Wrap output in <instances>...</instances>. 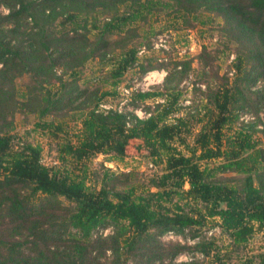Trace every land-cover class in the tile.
I'll return each instance as SVG.
<instances>
[{
  "label": "trees",
  "instance_id": "1",
  "mask_svg": "<svg viewBox=\"0 0 264 264\" xmlns=\"http://www.w3.org/2000/svg\"><path fill=\"white\" fill-rule=\"evenodd\" d=\"M0 7L7 9L0 14V264H101L103 258L102 264H196L174 262L190 248L161 237L198 238L196 228L207 220H217L233 245L264 231V0H0ZM164 10L187 24L199 12L211 14L234 45L231 77L214 69L206 48L197 57L203 114L179 105L180 85L193 70L192 60L181 59L167 69L160 88L132 96L136 107L154 101L145 118L100 111L110 93L96 88L75 86L56 99L40 98V118L76 101L82 113L76 141L59 145V166L43 164L39 146L15 143L12 116L29 105L17 97L18 77L61 84L90 59L104 61L120 50L108 75L119 79L139 62L128 40L131 25ZM97 12L107 17L98 21ZM61 17L74 25L70 32L51 29ZM24 20L32 24L28 31L20 30ZM242 114L252 119L244 122ZM136 141L164 165L161 174L89 171L87 161L97 155L122 159ZM73 165L77 174L65 168ZM192 249L211 257L210 264H226L214 242L197 240ZM253 264H264V256Z\"/></svg>",
  "mask_w": 264,
  "mask_h": 264
},
{
  "label": "rangeland",
  "instance_id": "2",
  "mask_svg": "<svg viewBox=\"0 0 264 264\" xmlns=\"http://www.w3.org/2000/svg\"><path fill=\"white\" fill-rule=\"evenodd\" d=\"M125 7L120 9V13L125 12ZM7 9L0 7V14H6ZM96 20L102 21L107 17L103 13L97 12L93 16ZM90 20V18H89ZM89 21V28L92 24ZM221 20L215 16L199 12L196 18H190L187 24L183 19L177 18L170 10L154 12L147 16L146 20L133 22L131 29L132 34H128L130 43L137 48L139 57L138 64L128 69L121 78L110 79L108 77L111 65L120 50H115L111 57L101 61L92 58L87 61L81 68L75 72H69L63 76V83L56 79H37L34 80L31 75H23L15 80L18 93V99L23 102L28 101L29 105L17 107L12 116L13 129L12 134L15 136V143H31L41 148L42 163L48 167L59 166L58 148L64 141H76V137L81 130L82 113L75 110L78 101L62 109L53 110L51 113L40 118L39 110L42 108L40 98L47 94L51 99H56L59 95L72 92L76 86L80 90L99 89L101 92L110 93L102 99L100 111L113 109L122 112L133 111L138 117L145 118L146 105L154 106V101L149 100L147 103L134 104L132 96L138 91H155L161 87L167 69L172 68V64L181 59L192 60V73L189 78L180 85L182 97L179 105L189 106L197 109L199 114L205 103L204 91L205 84L196 82V74L200 68L198 56L204 48L210 52L214 69L218 70L220 75H232V61L235 58L234 45L230 43L229 38L219 29ZM32 27L29 20L20 22V30L28 31ZM57 31H71L74 27L65 18H58L51 26ZM95 32L91 33L90 38L93 40ZM113 38V37H112ZM144 67L151 65L154 70L142 73L139 65ZM161 65V67H159ZM156 67V68H155ZM60 72V69L58 70ZM56 76H60V73ZM198 88L200 90H198ZM76 92L72 93L75 96ZM67 98L63 100L65 104ZM196 114V111H192ZM198 117V116H197ZM260 120L264 123V111L259 113ZM250 114L240 115V120H251ZM195 118H191V123ZM43 123H52L54 127L42 128ZM264 143V140H263ZM187 144H192V139H188ZM181 148V147H180ZM182 150L185 148H181ZM220 161L207 163L210 167L218 165ZM89 171L109 169L113 173L136 172L142 176H151L161 174L164 165L155 164L148 156V151L144 144L132 142L126 149L125 157L111 161L110 156L97 155L87 161ZM67 170L78 173L75 166H66ZM95 179L94 177H91ZM187 188V186L185 187ZM217 220H207V223L197 229L198 238L190 236H177L173 233H166L161 237L164 243H180L187 245L190 249L179 254L174 262L195 261L196 264H210L211 257H204L199 252L192 249L194 242L204 239L205 241L214 242L217 248L221 249L220 255L226 264H253L260 257L264 256V231L256 230L248 240L241 245H233L228 237L223 235L217 226ZM110 228L104 230L103 234H108ZM109 253L107 252V256ZM104 263V258L101 260ZM252 261V262H250Z\"/></svg>",
  "mask_w": 264,
  "mask_h": 264
}]
</instances>
